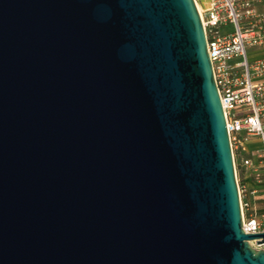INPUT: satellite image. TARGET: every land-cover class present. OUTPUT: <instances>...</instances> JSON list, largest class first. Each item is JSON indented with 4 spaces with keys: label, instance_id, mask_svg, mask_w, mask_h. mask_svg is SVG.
Wrapping results in <instances>:
<instances>
[{
    "label": "water",
    "instance_id": "obj_1",
    "mask_svg": "<svg viewBox=\"0 0 264 264\" xmlns=\"http://www.w3.org/2000/svg\"><path fill=\"white\" fill-rule=\"evenodd\" d=\"M253 240L195 0H0V264H264Z\"/></svg>",
    "mask_w": 264,
    "mask_h": 264
},
{
    "label": "built area",
    "instance_id": "obj_2",
    "mask_svg": "<svg viewBox=\"0 0 264 264\" xmlns=\"http://www.w3.org/2000/svg\"><path fill=\"white\" fill-rule=\"evenodd\" d=\"M205 27L238 179L244 229L264 231L247 180L264 183L263 0H195ZM257 249L264 243L251 241Z\"/></svg>",
    "mask_w": 264,
    "mask_h": 264
},
{
    "label": "rangeland",
    "instance_id": "obj_3",
    "mask_svg": "<svg viewBox=\"0 0 264 264\" xmlns=\"http://www.w3.org/2000/svg\"><path fill=\"white\" fill-rule=\"evenodd\" d=\"M250 189L251 191H255V193L252 194V202L254 204V207H256L258 215L261 217V220L264 224V183H257L252 181Z\"/></svg>",
    "mask_w": 264,
    "mask_h": 264
},
{
    "label": "crops",
    "instance_id": "obj_4",
    "mask_svg": "<svg viewBox=\"0 0 264 264\" xmlns=\"http://www.w3.org/2000/svg\"><path fill=\"white\" fill-rule=\"evenodd\" d=\"M260 9H262L264 11V0L262 1L261 5H260ZM260 54L264 55V51H261ZM247 185L251 188L252 181L247 180ZM249 198L252 200V195H250Z\"/></svg>",
    "mask_w": 264,
    "mask_h": 264
}]
</instances>
